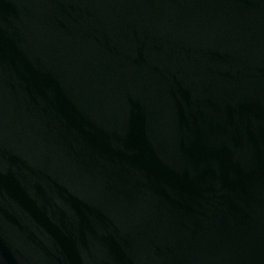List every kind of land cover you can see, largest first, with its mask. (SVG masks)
Returning a JSON list of instances; mask_svg holds the SVG:
<instances>
[{
    "label": "water",
    "instance_id": "95a60500",
    "mask_svg": "<svg viewBox=\"0 0 264 264\" xmlns=\"http://www.w3.org/2000/svg\"><path fill=\"white\" fill-rule=\"evenodd\" d=\"M7 264H264V0H0Z\"/></svg>",
    "mask_w": 264,
    "mask_h": 264
}]
</instances>
